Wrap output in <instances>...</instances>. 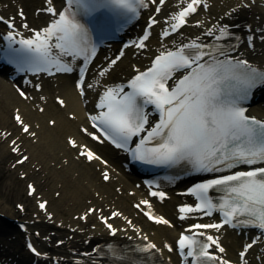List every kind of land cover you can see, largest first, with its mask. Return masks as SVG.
Listing matches in <instances>:
<instances>
[{"label": "bare ground", "instance_id": "bare-ground-1", "mask_svg": "<svg viewBox=\"0 0 264 264\" xmlns=\"http://www.w3.org/2000/svg\"><path fill=\"white\" fill-rule=\"evenodd\" d=\"M179 1L169 0L167 6L171 7ZM208 2L207 10L198 8L188 26L174 36L159 41L154 33L143 48L126 49L123 57L109 67L106 75L93 72L88 81L103 84L108 76L119 80L122 75L143 67L155 49L188 42L208 31L213 23L232 25L241 22L235 28L238 32L237 44L230 54L246 57L256 65H264V0ZM43 3L44 0H2L0 9L7 15L24 10L28 25L36 28L51 18L44 11L35 13L37 8L44 9ZM248 34L254 36L252 49L246 46ZM110 60L101 55L97 63L107 66ZM74 78L73 75H59L41 80L40 91L35 90L34 85L26 84L27 97L23 99L16 92L17 81H10L4 73H0V175H5L0 190V219H24L28 220L30 230L40 229L41 235L48 237L37 239L44 261L56 258L70 264H105L92 257V245L139 234L146 236L176 264L173 253L165 251L164 247L167 243L172 244L177 231L189 224L176 218V206L183 199L175 192L182 188L170 190L167 198L156 200L146 197L141 186H135L139 178L127 171L120 153L89 138L85 112L91 110L92 90L86 88L85 95L80 97L73 86ZM57 98L62 99L63 105ZM253 111L264 116V102L255 104ZM17 114L29 125L28 133L22 131L14 118ZM51 120L52 125L49 124ZM69 139L75 142V146L69 144ZM88 147L106 159L107 164H102L96 158L88 161L86 156L78 154ZM13 148L17 151L14 152ZM22 157L28 159L17 163ZM104 169L110 172L107 180L102 177ZM28 185H33L31 195ZM9 197L22 204L23 211L12 209L6 202ZM43 200H47L44 213L37 208V202ZM145 200H150L151 205H147L163 215L169 224L146 221L143 212L147 205L141 204ZM91 207L95 208L89 213ZM98 208L103 215L116 210L120 213L110 220L119 229L114 236L109 235L97 219ZM128 219L130 223L126 224ZM8 227H11V223H7ZM218 235L224 248L219 256L233 264H240L237 250L245 240L244 235H237L226 228L220 229ZM249 235L250 239L252 233ZM6 252L1 257L4 264H30L33 260L22 249L9 246ZM247 258V264H264V240H258L250 248ZM43 260L37 259L36 264H44Z\"/></svg>", "mask_w": 264, "mask_h": 264}, {"label": "snow or ice", "instance_id": "snow-or-ice-1", "mask_svg": "<svg viewBox=\"0 0 264 264\" xmlns=\"http://www.w3.org/2000/svg\"><path fill=\"white\" fill-rule=\"evenodd\" d=\"M159 2L163 4L164 0ZM67 3L68 7L59 12L53 7L46 9L56 18L47 27L36 31L34 38L11 41L21 46L10 49L9 52L19 70L49 71L51 67H55L57 72H72V67L62 62V56L71 57L72 60L83 57L86 65L90 57L95 55V46L88 38L87 28L77 19V13H83L85 16L99 13L100 16L96 19L99 27L103 29L105 11H118L119 14L127 16L137 14V7H146L144 0H67ZM201 4L202 0H189L186 6L172 17L175 21L171 24L172 31L181 28L187 22L186 18L195 13L197 5ZM73 6L76 11L72 10ZM203 6L207 7L206 4ZM156 11L159 12L160 9L157 8ZM152 23L155 21L150 20L149 26ZM9 27L12 25L9 24ZM218 32L217 40L229 35L227 26H220ZM207 34L212 35V29H209ZM161 35L168 36L169 32L165 30ZM148 36L146 30L141 39L147 40ZM11 37L12 33L9 32L6 39L11 40ZM251 39L249 37V41ZM137 47L143 48L144 44L140 43ZM207 47L193 41L175 51L161 52L152 61L151 67L128 81L130 92H125L122 85L108 87L101 95L100 103L96 105L97 108L105 110L96 116H89V120L94 122L93 127H97L95 122L98 121L105 139L111 140L117 148L129 151L127 145L131 138L146 130L148 115L144 106L152 104L160 112V121L147 130V135L141 138L134 149H130L133 159L148 164L165 165L188 161L196 171H220V166L231 169L236 164L253 165L264 161V121L247 116L245 109L239 106V101L243 100L253 87L264 83V72L259 71L247 60L226 55L218 45L212 47L211 51H205ZM53 49L58 50V55L53 54ZM186 49L192 51L186 52ZM205 57H210V60L203 62ZM119 59L120 56H117L111 64L114 65ZM180 69L190 71L177 81L175 87L169 89L166 82L173 72ZM107 70L100 71L99 75L104 76ZM84 71L85 68L81 67L80 81L76 84L81 94ZM88 87L91 88L92 85L89 84ZM20 95L24 96V92H20ZM59 103L63 105L62 100ZM15 119L22 130L28 133L29 125L24 123L21 116L17 114ZM88 134L92 135L93 139H99L92 133ZM68 142L75 146L73 140L69 139ZM153 142L155 143L152 147H146ZM13 143L15 144V141ZM12 150L17 151L16 148ZM81 155L86 156L88 160L99 159L90 151H82ZM27 159L23 157L17 163H23ZM104 179H108L107 174ZM28 187L31 195L34 189L32 185ZM214 187L220 188L226 194L219 205L224 224L234 228L244 225L264 230V167L238 171L196 184L189 191L195 193L202 203L197 204L195 209L186 205L180 208V212L204 208L208 210L205 215H211L210 210L215 205L207 193ZM151 195L163 198L165 193L152 192ZM147 203L141 201V204ZM39 207L43 209L45 204L40 203ZM92 211L89 209V212ZM119 215V212L112 213L113 217ZM145 215L149 219H155L157 223H169L163 217H153L150 210ZM181 219L184 217L181 216ZM104 223L114 235L116 229L106 220ZM221 226L219 223L194 224L192 228L219 229ZM197 235L204 236V233H193L191 236L181 233L176 242L181 255H184L187 249L186 255L194 257L192 264H207V261L220 260L208 251L215 245L219 252H224L218 238L209 235L207 241L210 243H207L195 239ZM253 243L255 241L245 244L244 250L240 252L242 264H247L243 258ZM165 247L169 251L172 250L167 244ZM29 248H32L30 244ZM153 249L159 251L155 244L148 243L140 250L148 252ZM32 251L36 250L32 248ZM220 264H228V261L220 260Z\"/></svg>", "mask_w": 264, "mask_h": 264}, {"label": "rangeland", "instance_id": "rangeland-1", "mask_svg": "<svg viewBox=\"0 0 264 264\" xmlns=\"http://www.w3.org/2000/svg\"><path fill=\"white\" fill-rule=\"evenodd\" d=\"M3 180H5V175H3V176L0 175V190H2ZM6 202L8 203V205H10L11 208H15V203H14L15 200H14V198L9 197L6 200ZM1 238H2V236H0V239Z\"/></svg>", "mask_w": 264, "mask_h": 264}]
</instances>
